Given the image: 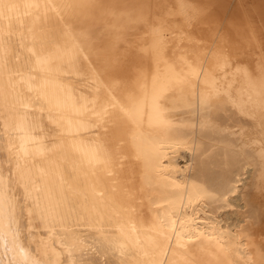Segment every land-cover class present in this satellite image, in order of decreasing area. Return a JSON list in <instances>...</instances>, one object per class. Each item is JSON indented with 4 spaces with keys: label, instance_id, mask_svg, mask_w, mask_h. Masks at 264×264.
<instances>
[{
    "label": "bare ground",
    "instance_id": "6f19581e",
    "mask_svg": "<svg viewBox=\"0 0 264 264\" xmlns=\"http://www.w3.org/2000/svg\"><path fill=\"white\" fill-rule=\"evenodd\" d=\"M0 264H264V0H0Z\"/></svg>",
    "mask_w": 264,
    "mask_h": 264
}]
</instances>
